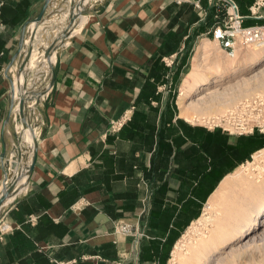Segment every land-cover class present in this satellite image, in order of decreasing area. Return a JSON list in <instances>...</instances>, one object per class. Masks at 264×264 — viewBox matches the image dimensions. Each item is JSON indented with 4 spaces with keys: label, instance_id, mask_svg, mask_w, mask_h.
<instances>
[{
    "label": "crops",
    "instance_id": "crops-1",
    "mask_svg": "<svg viewBox=\"0 0 264 264\" xmlns=\"http://www.w3.org/2000/svg\"><path fill=\"white\" fill-rule=\"evenodd\" d=\"M228 1L249 15L252 0ZM46 2L0 0V195L13 186L0 208V264H170L222 180L255 151L246 144L240 155L253 134L180 116L176 90L193 46L212 38L217 9L207 0H95L56 49L47 89L23 122L10 72L19 74Z\"/></svg>",
    "mask_w": 264,
    "mask_h": 264
},
{
    "label": "rangeland",
    "instance_id": "rangeland-1",
    "mask_svg": "<svg viewBox=\"0 0 264 264\" xmlns=\"http://www.w3.org/2000/svg\"><path fill=\"white\" fill-rule=\"evenodd\" d=\"M89 1L90 0H50L46 5L41 21L38 23H31V33L34 35H31L28 45L24 49L25 55L27 53L30 54L29 61L25 67L26 71L23 74H18L15 69H12L10 72L13 77L12 85L16 94L15 96H18L17 93L21 90L20 92L23 91V95L26 97L25 102H33L35 99L34 97L39 93L38 91L43 90L49 75L50 64L54 60V55L52 57L51 55L55 53L56 49L65 42L66 38H68L71 32L76 28L81 15L86 11V7L89 4L94 5L95 0ZM263 23L264 21L259 24ZM28 34H30V31L26 33V36ZM201 45L202 51L198 52L199 50L197 51V49H199ZM251 49V45H243L237 42L234 55L229 56L215 40L212 38L209 39L206 36H202L200 41L193 46V49L190 51L188 72L194 68V64L199 66L197 69L199 68L198 72L200 74L211 72L215 68L223 70V78L221 77L219 81L214 79V81L206 86L205 89L201 90L198 95L192 96V100L200 96L205 98H203L205 102L198 105L202 116H200L199 119L194 118L193 125L202 127L203 118L223 115L239 102L255 95L264 96V74H262L264 71V62L258 65L254 70H247V68H245L252 59V56L249 54ZM47 52H50L48 56H46ZM196 53L199 56L196 55ZM231 63L236 66V72L232 69H228ZM258 72H261L259 78L255 76L256 73L259 74ZM180 90L181 87L179 85L176 90V99ZM199 106H201V108ZM258 135H256L257 143L253 146V150H257L253 153L249 151V153L251 152L252 154L249 156L248 160L244 161V163L235 169V173L237 174L239 172L238 174H240L238 177L239 180L237 179L238 175H236L234 182L232 181L233 183L230 185L232 189L229 187L231 189H229L230 192L225 193L223 197H226L222 198V200L225 199V204L236 202V214H233L234 217L232 216V219L231 217L228 218L229 220L226 218L227 223L230 222L229 224H225L227 227L225 229L228 232H232L246 224L247 219L252 216L253 211L264 203V134L258 133ZM25 137L27 139V135H25ZM245 143V140L241 142L243 147H240V155L246 150ZM236 183L239 188L238 186L236 187ZM242 184H244L245 187L248 184L249 187L245 189ZM219 208L226 214L224 206L218 207L217 209H210L208 205L205 206V209L200 215V221L198 220L194 223L188 236L182 240L183 242L181 241L178 244L179 246L177 245L178 249H182L180 250L183 254L186 255L188 252L187 247H180L182 244H185L184 242L194 241L211 232L213 223L208 222L210 218L218 219L224 217V212H221L222 210L220 209V211ZM217 215L221 216L217 217ZM252 237V242L248 244L247 247H242L240 242L233 243L229 247L223 249V251L215 257L216 259H212L209 264H264V225L258 227L256 233H254ZM185 239L187 240L185 241ZM194 263L195 261L191 260L188 264ZM170 264L178 263L172 257Z\"/></svg>",
    "mask_w": 264,
    "mask_h": 264
},
{
    "label": "bare ground",
    "instance_id": "bare-ground-1",
    "mask_svg": "<svg viewBox=\"0 0 264 264\" xmlns=\"http://www.w3.org/2000/svg\"><path fill=\"white\" fill-rule=\"evenodd\" d=\"M84 20H85V18L83 16H81L80 21L77 25L82 24V22ZM215 42H217V41L215 40ZM251 46H252V49H251V51H249V54L252 56V59L248 62L247 67H245V68H247V70H254V69H256V67L258 65H260L262 62H264V41L259 42V43H255ZM197 51L198 52L202 51V45L200 46L199 49H197ZM53 55L54 54H52L51 57ZM196 55H198V54L196 53ZM196 58H194V59H196ZM197 67H199V66L194 64V68L186 74L185 78L182 81L181 90L179 92V96L177 99V103H178L179 108H180V116L184 117L185 119L189 120L190 122H193L194 118L199 119V117L202 116L200 114L198 105L205 102L204 101L205 98L203 96H200L195 100L191 99L192 96L196 95V94L198 95L201 92V90L205 89V87L208 86L212 81H214V79L216 81H219V79H221L222 73H223V70L215 68L211 72L200 74L198 72L199 68L197 69ZM228 69H230V70L232 69L233 71L236 72V66L233 65L232 63L230 64V66H228ZM259 71H262V70H259ZM258 73L259 74L256 73L255 76H257L259 78V75L261 74V72H258ZM262 74H264V71ZM199 107L201 108V106H199ZM25 134L27 135V139H30L29 138L30 135H29L27 130H26ZM238 173L237 174L234 173V174H231L229 176H226V178H224L222 180V182L219 184V186L217 187L215 192L211 195V197L209 198L208 203H207L208 208H210V209L211 208L217 209L218 207L224 206L226 209V214L221 208H219V210L221 209L222 211L221 210L220 211L224 212L225 215H224V217L222 216L223 218L217 219L216 215H215L216 219H214V218L209 219L208 222L213 223V227H212L213 229L211 230V232L209 234H206V235L203 234L204 236H202V237H200L194 241L184 242L185 244H182L180 246V247H187L188 252L186 253V255L183 254V252H181V250H182L181 248H180L181 249L180 250L176 247L177 250L175 249V251L173 252V258L176 260V262L178 264H188L191 260L195 261L194 264H209L212 259H214L219 253H221L223 251V249L229 247L233 243L240 242L242 247H247L248 244H250L252 242V238H253L252 236L254 233H256L258 226L264 225V203H263V204L259 205V207L253 212L252 216L247 220L246 225L242 231L235 230L232 232H228L225 229V228H227L225 226V224L227 223V220H229L228 218L231 217V219H232V216L234 217V215H233L234 214V203H236V202L225 204V199L222 200V198H225L226 196L223 197L225 195V193L230 192V190L232 189L230 185L234 182V180H235L234 178L236 175H238L237 176V179H238V177L240 176V174H238ZM241 181H242V179H241ZM242 185L244 186V184H242ZM237 186H238V184L236 185V187ZM246 187L247 188L249 187L248 184L246 185ZM246 187H245V189H246ZM238 188H239V186H238ZM240 189H241V187H240ZM228 195H229V193H228ZM226 199H228V198H226ZM221 200L224 202H222ZM235 214H236V212H235ZM218 216L219 215H217V217ZM226 218H227V220H226ZM229 223H227V224H229ZM186 240L187 239H185V241Z\"/></svg>",
    "mask_w": 264,
    "mask_h": 264
},
{
    "label": "built area",
    "instance_id": "built-area-1",
    "mask_svg": "<svg viewBox=\"0 0 264 264\" xmlns=\"http://www.w3.org/2000/svg\"><path fill=\"white\" fill-rule=\"evenodd\" d=\"M175 1L180 2L182 0ZM207 1L217 9V20L211 32L212 39L217 41L227 55H234L237 42L243 45H253L264 41V23L249 26L243 25L245 18L264 21V0H252L249 6V15L246 17L238 15L237 7L232 1ZM171 63V61L168 62V64ZM47 83L46 81L45 85ZM46 87L44 86L43 89H47ZM44 90L34 97L33 102H25V108L29 112H33L34 105L43 97ZM16 113L18 115V110ZM123 121L124 119L122 118L112 122L110 132H117L121 128ZM202 127L208 130L219 129L221 132L235 136L252 135L256 132L264 134V96L255 95L239 102L223 115L203 118ZM7 230L6 227L1 228V232ZM117 232L127 236L140 235L139 232L127 225L119 226Z\"/></svg>",
    "mask_w": 264,
    "mask_h": 264
},
{
    "label": "water",
    "instance_id": "water-1",
    "mask_svg": "<svg viewBox=\"0 0 264 264\" xmlns=\"http://www.w3.org/2000/svg\"><path fill=\"white\" fill-rule=\"evenodd\" d=\"M50 0H47L44 8L42 9V11L40 12L39 16L34 20L33 23H38L41 21L42 17H43V14H44V11L46 9V5L47 3L49 2ZM34 34H32L33 36ZM50 54V52H47L46 53V56H48ZM29 58H30V54L27 53L23 59V61L21 62V64L19 65V73H23L25 67L27 66V62L29 61ZM13 92V91H12ZM19 97V100L17 102V105H18V116L21 118V120L24 122L23 118H24V107H25V98L24 96L22 95H18ZM24 125L26 126V124L24 123ZM31 166V167H30ZM12 169L16 168V163H13L12 166H11ZM32 168V165H27L25 168H24V171H25V175H27L28 171H30ZM19 177L18 180H20V178H22V175H18ZM13 190V186H8L6 188H4V190L2 191L1 195H0V208L2 206V204L7 200V198L10 196L11 192Z\"/></svg>",
    "mask_w": 264,
    "mask_h": 264
},
{
    "label": "trees",
    "instance_id": "trees-1",
    "mask_svg": "<svg viewBox=\"0 0 264 264\" xmlns=\"http://www.w3.org/2000/svg\"><path fill=\"white\" fill-rule=\"evenodd\" d=\"M257 21V24H259V23H261L262 22V20H256ZM243 25L244 26H249L247 23H245V22H243ZM254 136H252V137H250V138H248L247 140H246V143L245 144H247L249 147H251V146H254L256 143H257V139H256V135H258V133L256 132V133H254L253 134ZM258 136H260V135H258ZM264 136V135H263ZM255 150H257V149H255Z\"/></svg>",
    "mask_w": 264,
    "mask_h": 264
}]
</instances>
